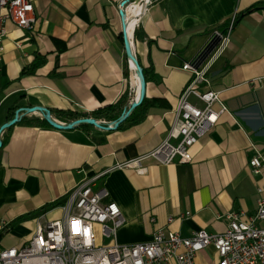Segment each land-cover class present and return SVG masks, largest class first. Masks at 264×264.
Instances as JSON below:
<instances>
[{
    "label": "crops",
    "instance_id": "0c3cea01",
    "mask_svg": "<svg viewBox=\"0 0 264 264\" xmlns=\"http://www.w3.org/2000/svg\"><path fill=\"white\" fill-rule=\"evenodd\" d=\"M31 1L36 16L33 31L11 22L6 25L0 129L24 108L92 114L115 104L126 92L130 106L140 84L127 58L121 12L124 4L137 1ZM263 2L153 0L144 12L135 14L133 51L151 72L144 117L137 123L115 130L14 127L0 150V221L10 223V230L1 235L2 247L22 248L39 224L63 218L62 206L72 190L98 176L94 191L106 189L126 220L117 234L121 245L151 242L158 229L183 238L199 230L222 234L229 214L254 215L258 188H264V174L255 177L249 166L252 157L264 155V9L238 17ZM128 15L133 21L134 16ZM232 23L227 49L200 86L201 91L219 92L228 111L190 149L192 163L164 166L149 160L144 173L117 168L167 138L180 94L192 79L184 64L193 62L216 31L226 34ZM136 30L144 37L140 41L135 40ZM38 61L43 63L35 66ZM20 116L43 117L24 112ZM58 201L64 204L17 222ZM218 261L213 247L197 256V264Z\"/></svg>",
    "mask_w": 264,
    "mask_h": 264
},
{
    "label": "built area",
    "instance_id": "2783aa9c",
    "mask_svg": "<svg viewBox=\"0 0 264 264\" xmlns=\"http://www.w3.org/2000/svg\"><path fill=\"white\" fill-rule=\"evenodd\" d=\"M131 5H124L122 11L126 14ZM8 22L33 31L36 16L32 1L0 0V62ZM232 29L233 23L226 34L215 32L218 45L198 67L184 64L183 69L191 73L192 79L180 94L175 122L167 138L154 150L117 168L144 173L147 171L144 163L149 160L164 166L192 163L190 149L208 135L228 111L219 92L201 91L200 86L207 82V75L227 49ZM171 139H177L178 144H172ZM249 166L255 177L262 176L264 155L252 157ZM98 178L74 188L62 206L63 218L39 224L22 248L2 247L1 235L10 230V223L0 221V264H197L198 254L209 247L218 254L217 264H264L263 187L258 188L260 198L256 213L247 217L243 213L229 214L228 228L222 234L199 230L183 238L178 233L158 229L151 242L121 245L116 239L126 220L119 205L109 200L106 189L94 191L93 182ZM98 233L111 243L99 246Z\"/></svg>",
    "mask_w": 264,
    "mask_h": 264
},
{
    "label": "trees",
    "instance_id": "16d2710c",
    "mask_svg": "<svg viewBox=\"0 0 264 264\" xmlns=\"http://www.w3.org/2000/svg\"><path fill=\"white\" fill-rule=\"evenodd\" d=\"M132 1L135 2L137 0H132ZM262 9H264V2L251 6L250 8L245 10L241 14V16L238 17V19H240L243 16L249 15L253 12H256L258 10H262ZM143 38L144 37L142 36L141 31L136 30L135 31V40L140 41ZM42 63H43V61H38V62H36L35 66H38ZM140 65H141V63H140ZM143 69H144L146 82H148V80L151 78V72H150V70H147L145 68H143ZM146 102H147V98L145 97L143 103L119 127L125 126L129 123H137L141 118H143L144 117V110L146 107L145 106ZM128 103H129V97H128V93L126 92L115 104H112L110 106L99 109L96 112H93L92 114L80 113V112H76V111H72V110L65 111V110L51 109L50 111L52 113V116H54L55 118H57L61 121H64V122L71 123V122H74V121H77L80 119H84V118H93L97 121L98 120L105 121L106 124H108V123L118 121L123 116L124 112L129 108ZM17 125L32 126V127H43V126L52 127L44 119V117H42V118H40V117L27 118V116H24L17 124H15L14 126H12L11 128H9L7 130H5L4 135L2 136V148L0 150H2L7 145L8 141H9L10 131L14 127H16ZM91 126L92 125L82 124V125H79L78 127H91ZM63 204H64V201H58V202L49 204V205L43 207L42 209H40L38 212L29 214L27 216H24V217L18 219L17 222L21 223V222L29 220V219L38 218V217L44 215L46 212H48V211H50V210H52V209H54L60 205H63Z\"/></svg>",
    "mask_w": 264,
    "mask_h": 264
},
{
    "label": "water",
    "instance_id": "95a60500",
    "mask_svg": "<svg viewBox=\"0 0 264 264\" xmlns=\"http://www.w3.org/2000/svg\"><path fill=\"white\" fill-rule=\"evenodd\" d=\"M142 4L144 7V10L147 9L150 4L152 3V0H137V4ZM125 5V4H124ZM143 10V12H144ZM121 16L124 22V28H123V38L125 42V49H126V54L127 58L131 63V60L133 59L136 64V71L137 74L140 78V92L139 95L137 96L136 100L129 106V108L124 112L123 116L116 122L108 123V124H101L97 120L93 118H84L80 119L74 122H71L69 124H61L57 122L53 116L52 113L49 109L43 108V107H31V108H24L20 109L17 111V114L13 120L2 126L0 129V149L2 148V133L17 124L24 116H20V113L24 112L25 115L28 114H36L40 113L44 119L53 127L59 130H70L75 127H78L79 125L82 124H88L92 125L98 128H105L109 130H115L118 129L119 126L127 120L132 113L143 103L145 97H146V87H147V82L144 74V69L140 65L138 59L136 58L134 51H133V46L132 42L130 40V37L128 36V22L126 19V14L122 11ZM219 40L216 38V35L213 34V36L208 40V42L205 44V46L200 50V52L197 54L195 59L191 64H195L197 67L207 59L209 54L215 49V47L218 45Z\"/></svg>",
    "mask_w": 264,
    "mask_h": 264
},
{
    "label": "bare ground",
    "instance_id": "6f19581e",
    "mask_svg": "<svg viewBox=\"0 0 264 264\" xmlns=\"http://www.w3.org/2000/svg\"><path fill=\"white\" fill-rule=\"evenodd\" d=\"M143 10H144V7L142 6V5H138V4H135V3H133L129 8H128V11H127V15H128V13L129 14H131L132 16H134L135 14H137V13H139V12H143ZM127 22H128V36L130 37V39L132 38V34H133V29H134V27H135V22L136 21H134V20H136V16H134V18H133V21H131L132 19H131V17L128 15L127 16ZM131 65H132V67L135 69V71L137 70L136 69V64H135V61L132 59L131 60ZM136 73H137V71H136ZM136 76H137V80H138V82H139V84H140V78H139V76H138V74H136Z\"/></svg>",
    "mask_w": 264,
    "mask_h": 264
},
{
    "label": "rangeland",
    "instance_id": "374dc122",
    "mask_svg": "<svg viewBox=\"0 0 264 264\" xmlns=\"http://www.w3.org/2000/svg\"><path fill=\"white\" fill-rule=\"evenodd\" d=\"M152 1H153V0H152ZM97 229H99V228H97ZM105 244H107V242H106L105 239L102 238V236L98 233V245H99V246H103V245H105Z\"/></svg>",
    "mask_w": 264,
    "mask_h": 264
}]
</instances>
